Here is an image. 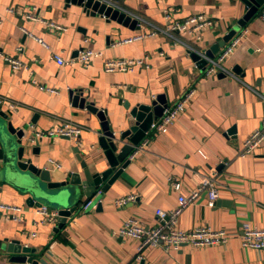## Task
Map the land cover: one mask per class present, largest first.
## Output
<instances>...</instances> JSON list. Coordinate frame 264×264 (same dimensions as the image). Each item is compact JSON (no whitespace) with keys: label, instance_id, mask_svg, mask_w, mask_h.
Returning a JSON list of instances; mask_svg holds the SVG:
<instances>
[{"label":"crops","instance_id":"crops-1","mask_svg":"<svg viewBox=\"0 0 264 264\" xmlns=\"http://www.w3.org/2000/svg\"><path fill=\"white\" fill-rule=\"evenodd\" d=\"M115 2L140 18L146 29L150 23L164 25L166 10L173 21L199 13L211 16L216 20L213 28L199 34L181 33L200 50L217 43L246 13L238 0ZM27 12L66 30H51L42 21L27 19ZM263 13L238 30L245 35L226 62L231 70L240 66L238 77H212L181 44L174 45L163 34L117 44L140 33V25L131 28L102 14L91 15L67 0H0L1 108L31 138L35 131H47L65 121L83 126L77 139L45 136L32 140L39 141L35 159L54 171L57 179H65L71 170H82L79 155L94 172L108 168L97 140L101 122L95 113L74 105L71 89L83 90L84 96L106 109L119 133L135 123L130 114L134 105L164 97L170 106L189 86L197 88L195 98L175 123L163 131L150 129L146 135L151 137L149 146L133 159L130 153V164L106 192L101 211L96 205L89 210L80 208L57 231L58 219L46 222L36 212V205L27 204L23 191L4 185L0 201L21 206L24 211L20 221L0 212V264H30L16 258L22 255L33 256L37 264H264V249L244 247L238 238L244 222L264 227V144L255 154L240 156L245 138L264 118ZM29 33L43 38L49 47ZM83 49L101 50L102 55L84 64L58 63L57 54L67 60ZM5 57H18L26 66L15 70ZM113 58H144L146 64L133 72H108L105 62ZM206 176L218 180L216 205L210 207L208 194L203 192L184 209L181 227L191 230L206 224L224 229L233 233L229 243L184 245L178 250L150 247L140 253L138 240L115 236L114 231L128 216L152 227L157 207L174 208L179 196L195 189ZM130 193L138 196L137 201L122 207L115 204L117 198ZM13 240L31 252H8L6 247Z\"/></svg>","mask_w":264,"mask_h":264},{"label":"built area","instance_id":"built-area-1","mask_svg":"<svg viewBox=\"0 0 264 264\" xmlns=\"http://www.w3.org/2000/svg\"><path fill=\"white\" fill-rule=\"evenodd\" d=\"M114 7L120 8L115 0H101ZM121 9V8H120ZM129 14V13H128ZM136 17L135 14H130ZM25 17L30 20L42 21L51 30L63 31L66 27L56 23L43 20L40 16L35 15L33 12H27ZM142 28L140 33L133 36L120 39L117 44L131 43L138 40H143L147 37L163 34L167 36L174 45L181 44L190 54L196 52L202 58L207 60V64L204 69L208 76H217L221 73L226 75L238 77L233 70L227 67L226 62L228 58L235 52V50L241 45L242 37L245 35V31L237 33L224 47V49L215 55V57H209L204 50H200L194 45L186 41L181 33L199 34L200 32L213 28L216 24V20L205 13L192 14L183 20L173 21L171 14L166 10L164 25L150 23L151 27L146 29L145 25L140 24ZM264 19V13L262 15ZM148 24L147 20H142ZM31 37L35 38L38 42L46 47L49 44L43 40L29 33ZM200 39L198 35L195 36ZM22 48L20 47L19 50ZM102 55L101 50L83 49L79 52L75 58L64 59L57 54V61L60 64L70 65L76 62L87 63L94 58ZM5 59L16 70L26 66V63L18 57H5ZM146 64L144 58H113L105 62V69L108 72H114L116 70L123 72H133L138 66ZM44 89L52 92L57 91L53 87L41 86ZM197 93L196 86H189L188 89L182 94V96L172 105L165 108L161 117L154 120L151 128L156 131H163L169 125L175 123L180 115L186 110ZM83 130V126L76 124L72 121H65L55 128H51L47 131H35L32 140L40 139L45 136L52 138L70 137L77 139ZM151 142V137H145L138 145L135 146L131 152L130 159H133L138 153L145 150ZM264 144V118L262 125L253 130L244 140L242 148L240 150V156L247 157L253 155L255 151ZM101 191H98L100 194ZM203 192L208 194V205L214 207L216 201L219 198L218 180L215 176H206L202 179L201 183L192 191L187 194H181L179 196V203L174 208L169 210L157 207L154 211L156 217V223L150 227L145 225L140 219L128 216L124 220L123 226L117 228L114 231L115 236H119L124 239H135L139 241L138 249L143 252L150 247H160L165 250L180 249L184 245H190L194 247L205 246H219L229 243L233 237V233L224 229H217L211 225H199L191 230H187L181 227V216L186 207L196 202ZM138 196L134 193H130L126 196L119 197L115 200V204L122 207L129 202L137 201ZM94 203V199H89L83 204V209H89ZM24 209L21 206L8 204L0 201V212L7 213L12 218L20 221L23 218ZM37 213L43 215L44 219L48 223H55L59 217L57 209L50 208L48 206L38 207ZM241 233L238 238L242 246L253 249H264V227L252 225L250 222H244L242 224Z\"/></svg>","mask_w":264,"mask_h":264},{"label":"water","instance_id":"water-1","mask_svg":"<svg viewBox=\"0 0 264 264\" xmlns=\"http://www.w3.org/2000/svg\"><path fill=\"white\" fill-rule=\"evenodd\" d=\"M67 1L82 6L85 12L91 15L102 14L131 28L139 26V20L127 11L101 0ZM238 1L246 7V13L238 20L236 27L209 49L204 50L207 56L215 57L240 28L244 27L260 11H264V0ZM190 56L200 68H204L207 64V60L196 52H191ZM239 69L241 68L238 65L234 67L235 74L239 72ZM70 94L74 105L87 108L99 118L101 126L97 140L104 150L108 168L94 172L79 155L82 170H71L62 180L55 178V173L50 168L40 166V162L35 159V154L39 151V141L33 143L32 138L27 136L26 129L17 126L0 104V189L4 185L12 184L27 195L28 205L41 207L48 204L57 209L59 212L58 224L55 227L57 231L66 225L70 216L80 208L83 209V204L89 199H94L92 205H96L99 211L104 208L102 201L106 197V192L130 164V153L146 137L153 121L161 117L165 108L168 107V102L164 97H159L151 103L134 105L130 114L135 118V123L117 133L111 125L106 109L98 107L96 102L89 100L81 89H71ZM74 150L78 151V147ZM98 191H101L100 194ZM16 243L20 244L18 240L10 242L6 247L7 251L31 252V248L19 246ZM16 258L30 264L38 263L33 256L22 255Z\"/></svg>","mask_w":264,"mask_h":264},{"label":"rangeland","instance_id":"rangeland-1","mask_svg":"<svg viewBox=\"0 0 264 264\" xmlns=\"http://www.w3.org/2000/svg\"><path fill=\"white\" fill-rule=\"evenodd\" d=\"M256 152V151H255ZM255 154V153H254Z\"/></svg>","mask_w":264,"mask_h":264}]
</instances>
